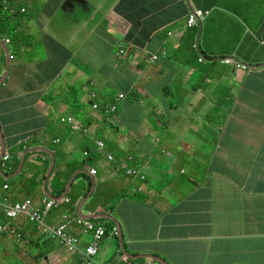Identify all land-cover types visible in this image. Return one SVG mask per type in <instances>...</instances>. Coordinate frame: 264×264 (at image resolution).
I'll return each instance as SVG.
<instances>
[{
  "label": "crops",
  "instance_id": "crops-1",
  "mask_svg": "<svg viewBox=\"0 0 264 264\" xmlns=\"http://www.w3.org/2000/svg\"><path fill=\"white\" fill-rule=\"evenodd\" d=\"M193 10L208 13L202 26H187ZM0 33L11 41H0V141L12 156L0 200L4 176L14 201L69 199L50 226L66 209L113 221L119 239H103L99 264H264V0H0ZM85 152V176L53 197L54 171ZM93 194L110 198L84 211ZM21 219L20 240L0 235V264H81L57 240L35 260L42 233Z\"/></svg>",
  "mask_w": 264,
  "mask_h": 264
},
{
  "label": "built area",
  "instance_id": "built-area-1",
  "mask_svg": "<svg viewBox=\"0 0 264 264\" xmlns=\"http://www.w3.org/2000/svg\"><path fill=\"white\" fill-rule=\"evenodd\" d=\"M207 12L202 10H193L187 16V26L188 27H198L201 19ZM0 41L5 45L11 44L10 39L5 38L0 33ZM122 53V51H120ZM9 58H13L12 55H9ZM226 63H229L227 60ZM238 67H243L238 65ZM244 68V67H243ZM125 98L124 93L119 94L118 101L120 102ZM94 109H99V106L93 105ZM117 109V104L106 105L103 107V112L106 114L112 113ZM62 122L67 123L72 131L80 134H89V130L85 128H80L75 125L71 118H61ZM97 146L100 150H104V144L101 141H97ZM87 156V153H84ZM108 159H112L110 156ZM12 161L11 154L5 150L0 141V170L3 167L10 165ZM128 163L133 161L132 157L127 158ZM122 169L126 173V175L131 176L135 175L136 171L130 169L126 165H122ZM97 173L95 168L90 167L88 169V174L90 176H95ZM143 178V177H142ZM69 199H52L45 198L42 200L41 204H36L30 199H27L23 202H10L7 199H3L0 201V212L4 214L6 219L5 223L0 222V235L3 232H7L11 230V232L18 236L20 240V234L16 232V230L12 229V225L15 227V224L18 222V219L21 217H25L29 219V221L36 223L38 229L43 234H48L52 238L56 239L60 242L67 253L69 254H79L81 264H97L98 256L101 252L102 241L107 234L106 225L109 224V220H106L104 224H97L90 220H87L81 217L77 211L75 212H67L62 216L60 223L57 226H50L46 223V217L48 213L60 206L63 202H68ZM75 227V230H79L80 232L69 233V229L71 227ZM110 235L116 236L119 234V231L116 227H113L112 231L109 233ZM117 237V236H116ZM104 264H115L113 262H105ZM117 264H137L133 260L128 257L121 255L119 262ZM143 264H164L160 261L146 260Z\"/></svg>",
  "mask_w": 264,
  "mask_h": 264
},
{
  "label": "trees",
  "instance_id": "trees-1",
  "mask_svg": "<svg viewBox=\"0 0 264 264\" xmlns=\"http://www.w3.org/2000/svg\"><path fill=\"white\" fill-rule=\"evenodd\" d=\"M204 17H206V15ZM84 168H85V163H82L79 167H77V165L75 163H66L64 169L59 170L56 173L54 171V174H53L52 178L50 179V184H49V186L51 187V190L49 189L50 193H53L52 196L53 197H58L61 193H63L65 191L66 186L68 185V181L73 176V174L76 173L79 170H84ZM2 174H3V172L1 171L0 172V176ZM84 176H85L84 173H80V174L77 175L76 180L79 179V178H83ZM3 177H2V180H3ZM87 178H89V177H87ZM73 185H74V183L71 185V187ZM91 187H92V185H91V182H90L89 185H88L87 193L90 192V188ZM55 193H60V194L55 196L54 195ZM87 193L84 196H87ZM99 196L100 195H96L94 197V194H93L90 199L98 198ZM77 201H78V199H76V198L74 199L73 198V203H76ZM97 204H99V202ZM110 208H111L110 209L111 211L114 210V206L110 207ZM0 217L4 218V216L2 214H0ZM22 219H25V217H22ZM27 220L29 221V219H27ZM29 222L33 223L31 221H29ZM17 227L20 228V229H23L22 226L18 222H17ZM106 227H107V234H106L105 238L108 235H110L109 233L112 231L113 227H115V223L113 221H110V223L107 224ZM37 229H38L37 225L35 224V234H37L39 232ZM41 235L43 236L42 239H41L43 241V243L40 244V243H36L35 242L37 244V249H35L36 252H37L35 260H43L44 258H46L47 255L49 254L50 250H51V246H53L54 243H56V240L54 238H52L50 235L43 234V233ZM110 236L111 237H115L117 240L119 239V234L116 235L117 237L113 236V235H110ZM39 241H40V239H39ZM40 247H42V248H40ZM120 257H121V255H120Z\"/></svg>",
  "mask_w": 264,
  "mask_h": 264
},
{
  "label": "rangeland",
  "instance_id": "rangeland-1",
  "mask_svg": "<svg viewBox=\"0 0 264 264\" xmlns=\"http://www.w3.org/2000/svg\"><path fill=\"white\" fill-rule=\"evenodd\" d=\"M238 60V59H237ZM200 132V131H199ZM182 153H183V155L186 157L187 156V153H188V151H190L191 150V146L188 144V142H183V144H182ZM122 165H123V163L122 162H120V167H122ZM161 168H162V170H165V169H167L168 168V166L165 164V163H163V165L161 166ZM162 176H165V178H167L168 176L166 175V174H164V173H162ZM71 182V178H70V180L68 181V184ZM134 186H136V185H134ZM134 186L133 187H131V190L132 189H134ZM75 186H73V188H74ZM82 186H80V188H81ZM89 194V193H88ZM33 195H29L28 196V198H30V199H32L33 200ZM107 198H110V197H107V196H100V197H98V198H94V199H90L89 201H87L86 203H84L83 204V210L84 211H87V210H89L90 209V206H95L98 202H100L101 200H105V199H107ZM110 202V201H109ZM113 206L111 203H109V205L107 206V207H103L102 209H100L99 211H98V213H97V215H100V214H109L110 212H111V206ZM72 205L70 204V207H71ZM66 211L68 212L69 211V209H66ZM80 212H82L81 210H80ZM93 213H95V211H92ZM105 212V213H104ZM82 214V213H81ZM99 217H97V219H98ZM103 223H105V222H103ZM39 231V230H38ZM39 234H41L40 233V231H39ZM17 238H18V236H17ZM19 240V239H18ZM56 240V239H55ZM23 245V247L24 246H26L27 244L26 243H23L22 244ZM35 249H37V244L35 243ZM35 253H36V255H37V252H36V250H35ZM36 255H35V258H36ZM45 260V259H44ZM35 264H36V262H35ZM98 264H99V262H98Z\"/></svg>",
  "mask_w": 264,
  "mask_h": 264
},
{
  "label": "clouds",
  "instance_id": "clouds-1",
  "mask_svg": "<svg viewBox=\"0 0 264 264\" xmlns=\"http://www.w3.org/2000/svg\"><path fill=\"white\" fill-rule=\"evenodd\" d=\"M208 14V13H207ZM206 14V15H207ZM188 16V15H187ZM201 21H202V19H201ZM201 21H200V23H199V26H200V24H201ZM198 26V27H199ZM232 63V62H231ZM231 63H229V64H231ZM234 65V67H236V68H238V69H242V70H245V71H247V70H249V66L248 65H246L245 63H242V62H240V61H238L237 60V63L236 64H233ZM238 65H241V66H243V67H238ZM119 96V95H118ZM107 105H113V104H107ZM106 106V105H105ZM104 106V107H105ZM97 110V109H96ZM117 110V109H116ZM115 110V111H116ZM114 111V112H115ZM113 113V112H112ZM79 136H81V137H85V136H83V135H81V134H78ZM85 153H87V156H85V154H84V156H85V158L83 159V161H79L81 164L82 163H85V166L88 164V162H89V159L87 158L88 157V152H85ZM131 164V162H129V165ZM86 168V167H85ZM90 168V167H89ZM88 168V169H89ZM3 172V168L0 170V172ZM80 173H84L85 174V172L83 171V170H79V172L78 173H76V175H78V174H80ZM87 174H88V170H87ZM89 175V174H88ZM90 176V175H89ZM92 177H94V176H92ZM73 178V177H72ZM72 178H71V180H72ZM2 190L4 189V191H6V194L4 195V197H3V199H7L8 201H10V202H23V201H25V200H27V199H30V198H28V196L26 195L23 199H21V200H17V201H14L13 199H12V194H11V192H10V185H9V183H8V179H4V177H3V180H2ZM47 197H49V196H45L42 200H44L45 198H47ZM50 198V197H49ZM3 199L2 200H0V201H3ZM53 199V198H52ZM30 200H32V199H30ZM33 201V200H32ZM34 202V201H33ZM0 214H2L3 216H4V214L2 213V212H0ZM5 218V217H4ZM22 218V217H21ZM20 219V218H19ZM18 219V220H19Z\"/></svg>",
  "mask_w": 264,
  "mask_h": 264
},
{
  "label": "water",
  "instance_id": "water-1",
  "mask_svg": "<svg viewBox=\"0 0 264 264\" xmlns=\"http://www.w3.org/2000/svg\"><path fill=\"white\" fill-rule=\"evenodd\" d=\"M200 26H202L201 24H200ZM5 80V79H4ZM4 80L2 81V82H4ZM49 197H51V196H49Z\"/></svg>",
  "mask_w": 264,
  "mask_h": 264
}]
</instances>
